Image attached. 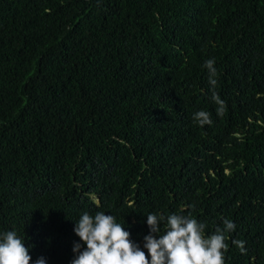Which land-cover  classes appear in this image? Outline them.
I'll list each match as a JSON object with an SVG mask.
<instances>
[{
	"label": "trees",
	"instance_id": "16d2710c",
	"mask_svg": "<svg viewBox=\"0 0 264 264\" xmlns=\"http://www.w3.org/2000/svg\"><path fill=\"white\" fill-rule=\"evenodd\" d=\"M84 211L145 252L149 213L227 219L264 264V0H0V233L71 264Z\"/></svg>",
	"mask_w": 264,
	"mask_h": 264
},
{
	"label": "clouds",
	"instance_id": "9594fccd",
	"mask_svg": "<svg viewBox=\"0 0 264 264\" xmlns=\"http://www.w3.org/2000/svg\"><path fill=\"white\" fill-rule=\"evenodd\" d=\"M214 65L215 60L208 59L203 67L209 72L211 99L218 106L217 114L222 116L226 102L215 91ZM192 119L201 127L212 123L210 113L204 110L193 113ZM146 217L150 234L144 237L143 248L147 252L133 242L131 233L116 222L115 216L103 211L94 215L84 211L74 227L82 243L74 244L76 256L71 264H225L226 234L235 231L234 222L225 219L222 228L217 227L213 234L206 235L207 225L198 222L191 213L167 216L149 213ZM233 244L245 253L244 241L234 240ZM31 262L30 250L15 230L0 233V264ZM35 264H46V261L40 257Z\"/></svg>",
	"mask_w": 264,
	"mask_h": 264
}]
</instances>
